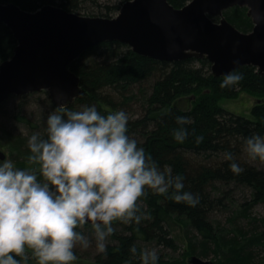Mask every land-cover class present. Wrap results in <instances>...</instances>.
I'll use <instances>...</instances> for the list:
<instances>
[{"label":"trees","instance_id":"1","mask_svg":"<svg viewBox=\"0 0 264 264\" xmlns=\"http://www.w3.org/2000/svg\"><path fill=\"white\" fill-rule=\"evenodd\" d=\"M98 1L0 0L4 3L15 2L30 11L45 4H54L75 12L82 8V3L98 5ZM126 1L128 0H120L114 5L106 4L100 14L113 17ZM189 1L191 0H170L176 7H182ZM224 15L243 31H251L254 27L246 6L232 7ZM17 44L12 29L0 22V64L13 56ZM197 63H201V67L196 66ZM206 66L210 67L206 58L188 57L173 62L161 61L140 55L130 46L118 41L99 43L71 64V69L80 77L83 93L74 104L63 109L73 110L76 104H95L103 114H107L110 112L107 108L118 110L119 106L139 101L145 112L143 116L129 121L130 135L138 140L162 169L168 165L172 168L173 175L184 177V190H190L200 197V203L193 207L184 202L177 203L164 195L154 194L148 189L140 201L143 202L141 211L147 212L149 218L142 220L139 225L117 221L120 231L112 235L116 242L107 243L106 256L100 253L94 256L95 264H140L138 254L134 256L129 251L133 243L139 250H142L141 242L146 241H157L173 247L174 240L169 237V231L165 228L166 219L171 217H177L187 227L196 230L194 237L200 239L201 250L192 241V254L198 250L200 255L207 258L214 251V246H240L243 235L242 238L226 235L223 228L210 219V213L224 204L226 194L223 191L219 196L213 190L217 182H234L252 189L254 201H264V168L258 166L255 160H250L244 151L246 137L253 133L264 135V74H260L256 66L244 65L235 70L243 74L238 86L221 88L224 76H214L212 69L210 71ZM149 81L151 88L147 89L144 84ZM241 91L262 97L252 108L253 119L231 113L220 106L221 99L234 98ZM30 94L20 96L21 101ZM6 102L7 100L0 105V115L4 113ZM178 115L192 119V123L185 125L189 136L183 143L176 141L173 136V130L180 127L176 122ZM17 116L20 120L28 121L20 114ZM193 129L195 133L192 132ZM3 131L4 136L11 140L12 149L20 156L30 155L25 137L15 136L6 129ZM198 135L204 137L201 143L196 142ZM226 152L234 154L244 168L242 173L237 175L231 171L230 161L225 159ZM16 163L25 167L23 161L16 160ZM258 236L264 237V233L261 232ZM233 253L225 264H259L250 249H234ZM29 264H34L33 259H30ZM159 264L175 262L160 255Z\"/></svg>","mask_w":264,"mask_h":264},{"label":"clouds","instance_id":"2","mask_svg":"<svg viewBox=\"0 0 264 264\" xmlns=\"http://www.w3.org/2000/svg\"><path fill=\"white\" fill-rule=\"evenodd\" d=\"M238 63V61L234 62ZM243 74L224 73L221 88L237 87ZM176 141L189 136V116L178 115ZM129 115L119 109L103 114L95 104L80 110L53 111L47 118V135L34 132L28 138L29 164L17 167L13 160L0 162V264H73L78 247L95 241L96 251L108 254V238L114 222L139 225L149 218L141 211L140 198L148 189L177 203L195 207L198 194L184 190V177L163 169L130 135ZM195 133V129L192 130ZM204 140L196 136V142ZM250 160L264 162V135L244 140ZM234 174L244 171L232 152L225 153ZM171 190V191H170ZM91 225L92 234L83 229ZM129 251L140 264H159L157 248ZM130 264V262H127Z\"/></svg>","mask_w":264,"mask_h":264},{"label":"water","instance_id":"3","mask_svg":"<svg viewBox=\"0 0 264 264\" xmlns=\"http://www.w3.org/2000/svg\"><path fill=\"white\" fill-rule=\"evenodd\" d=\"M232 6L248 8L255 23L251 31L225 17ZM0 22L18 42L13 56L0 64V104L11 95L47 90L57 107L71 105L82 87L70 65L105 41L161 61L206 58L217 77L244 65L264 74V0H191L183 7L169 0H128L113 17L82 15L54 4L30 11L0 2ZM5 157L0 150V158ZM189 262L215 264L197 255Z\"/></svg>","mask_w":264,"mask_h":264},{"label":"rangeland","instance_id":"4","mask_svg":"<svg viewBox=\"0 0 264 264\" xmlns=\"http://www.w3.org/2000/svg\"><path fill=\"white\" fill-rule=\"evenodd\" d=\"M98 2V5L89 2L82 3V8L76 13L87 16H102L101 14L106 8V4L114 5L120 2V0H99ZM87 13L94 15H89ZM118 13L119 11L114 13V15L116 16ZM200 65L201 63L196 64L198 67H201ZM206 67L211 71V63L210 67ZM144 85L147 89L151 88L150 81ZM20 96L23 95H12L7 100L6 107L4 106V113L0 115V149L7 153L6 158L13 160L17 167L20 166L16 163V160L23 161L25 167H33V165L28 162V156H24V154L20 156L21 154L12 149L11 140L8 136H4L3 130L6 129L15 136L21 135L25 137L27 141L29 136L34 132H38L42 137L46 136L48 115L53 111H59V108L54 104L47 90L33 92L24 101H21ZM261 100V96L241 91L236 97L221 99L219 103L222 108L231 113L253 119L252 108ZM138 102L133 101L126 105L119 106L118 110H125L129 115V121L135 120L143 116L145 112V109L141 107V103ZM81 107L80 104H76L73 110H80ZM107 109L110 110V112L116 111L110 108ZM18 114L25 117L28 121L20 120L17 116ZM255 163L264 168V162L255 160ZM214 189L213 191L216 192V195L221 196V192L223 191L226 194L224 204L210 213L211 221H213L215 225H219L220 228H223L225 234L227 233L231 237L237 235V237L240 236L241 238L243 235V238L241 239L240 246L237 247H234L232 244L220 248L214 246V251H211L207 258L215 261L216 264H225L234 255V249L239 251H248L250 249L254 252L258 263L264 264V237L258 236L261 232L262 234L264 233V201H254L252 189L234 182L230 184L217 182ZM142 203L143 202L140 201V204ZM114 227L116 231L112 235L120 231V226H118L116 222H114ZM165 228L169 231V237L174 240L173 247L158 243L157 241H146L141 242L142 249L146 247H155L161 256L172 260L175 264H190L188 260L191 255H200L198 250L195 254L190 253V243L192 241L195 242L198 249L201 250L200 239L197 240L194 237V234H197L196 230L187 227L186 224L177 217L166 219ZM83 231L91 236L93 230L91 227H84ZM112 235L108 238L107 243L116 242ZM76 251L78 259L73 262V264H95L94 256H96L98 252L95 248L94 239L89 248L84 249L78 247ZM33 263L37 264L34 259Z\"/></svg>","mask_w":264,"mask_h":264},{"label":"bare ground","instance_id":"5","mask_svg":"<svg viewBox=\"0 0 264 264\" xmlns=\"http://www.w3.org/2000/svg\"><path fill=\"white\" fill-rule=\"evenodd\" d=\"M169 2H170V0H169ZM189 2H190V1H189ZM189 2H188V3H189ZM185 5H186V4H185ZM122 6H123V5H122ZM182 7H183V6H182ZM232 7H235V6H232ZM232 7H228L226 10H228V9H230V8H232ZM226 10H225V11H226ZM225 11H224V12H225ZM216 18H219V17H215L214 20H215ZM232 24H233V23H232ZM254 25H255V23H254ZM237 28H238V27H237ZM253 28H254V27H253ZM240 30H241V29H240ZM242 31H243V30H242ZM101 43H102V42H101ZM89 49H90V48H89ZM138 54H139V53H138ZM82 55H83V52L81 53V55H80L78 58H80ZM140 55H141V54H140ZM143 56H144V55H143ZM78 58H77V59H78ZM77 59H76V60H77ZM70 69H71V65H70ZM71 70H72V69H71ZM236 70H237V69H236ZM72 71H73V70H72ZM73 72H74V71H73ZM258 72H259V71H258ZM74 73H75V72H74ZM259 73H260V72H259ZM75 74H76V73H75ZM260 74H262V73H260ZM76 75H77V74H76ZM213 75H214V74H213ZM77 76H78V75H77ZM222 76H224V75H222ZM78 77H79V76H78ZM216 77H217V76H216ZM219 77H220V76H219ZM79 78H80V77H79ZM80 83H81V82H80ZM80 85H81V84H80ZM81 87H82V85H81ZM30 93H33V92H30ZM82 93H83V87H82ZM27 94H29V93H27ZM81 95H82V94H81ZM11 96H12V95H11ZM11 96H10V97H11ZM10 97H9V98H10ZM9 98H8V99H9ZM8 99H7V100H8ZM4 102H5V101H4ZM4 102H2L0 105H2ZM72 104H74V103H72ZM72 104H71V105H72ZM71 105H68L67 107H70ZM58 108H59V107H58ZM65 108H66V107H65ZM0 150H2V149H0ZM2 151H3V150H2ZM3 152L6 154V157H7V153H6L5 151H3ZM6 157H5V158H6ZM5 158H4V159H5ZM0 160H3V159L0 158ZM158 230H159V229H158ZM196 255H197V254H196ZM197 256H199V255H197ZM200 257H202V256H200ZM189 258H190V257H189ZM202 258H204V257H202ZM204 259H208V258H204ZM188 261H189V260H188ZM214 262H215V261H214ZM189 263H190V262H189ZM190 264H191V263H190ZM215 264H216V262H215Z\"/></svg>","mask_w":264,"mask_h":264},{"label":"flooded vegetation","instance_id":"6","mask_svg":"<svg viewBox=\"0 0 264 264\" xmlns=\"http://www.w3.org/2000/svg\"><path fill=\"white\" fill-rule=\"evenodd\" d=\"M216 21H219V19H218V20H216Z\"/></svg>","mask_w":264,"mask_h":264}]
</instances>
